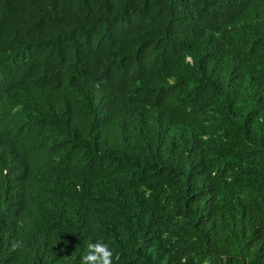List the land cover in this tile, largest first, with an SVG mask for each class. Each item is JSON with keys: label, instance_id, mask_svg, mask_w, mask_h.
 <instances>
[{"label": "trees", "instance_id": "obj_1", "mask_svg": "<svg viewBox=\"0 0 264 264\" xmlns=\"http://www.w3.org/2000/svg\"><path fill=\"white\" fill-rule=\"evenodd\" d=\"M264 264V0H0V264Z\"/></svg>", "mask_w": 264, "mask_h": 264}, {"label": "clouds", "instance_id": "obj_2", "mask_svg": "<svg viewBox=\"0 0 264 264\" xmlns=\"http://www.w3.org/2000/svg\"><path fill=\"white\" fill-rule=\"evenodd\" d=\"M87 253L80 257V264H112L113 251L108 244L97 239L87 244Z\"/></svg>", "mask_w": 264, "mask_h": 264}]
</instances>
